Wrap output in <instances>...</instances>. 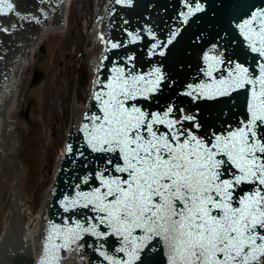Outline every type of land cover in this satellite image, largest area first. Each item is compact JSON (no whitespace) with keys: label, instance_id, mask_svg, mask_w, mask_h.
Returning a JSON list of instances; mask_svg holds the SVG:
<instances>
[{"label":"snow or ice","instance_id":"1","mask_svg":"<svg viewBox=\"0 0 264 264\" xmlns=\"http://www.w3.org/2000/svg\"><path fill=\"white\" fill-rule=\"evenodd\" d=\"M243 15L237 27L250 50L264 58V9ZM205 60L208 81L188 85L182 94L199 100L249 92L247 116L236 127L209 132L195 115L171 118L175 105L152 113L133 103L161 90L166 77L159 68L146 79L116 67L98 82L97 111L85 113L80 129L100 160L93 172L96 186L65 197L63 207L90 210L99 224L53 223L47 264L58 259V250L83 239L82 233L104 242L116 238L112 255L100 252L108 264H264V62L256 75L240 62L228 66L233 61L207 55ZM225 66L226 75L214 76ZM100 225L109 231H97Z\"/></svg>","mask_w":264,"mask_h":264},{"label":"water","instance_id":"2","mask_svg":"<svg viewBox=\"0 0 264 264\" xmlns=\"http://www.w3.org/2000/svg\"><path fill=\"white\" fill-rule=\"evenodd\" d=\"M104 1L102 0V3ZM90 2L91 10H93L95 0L89 1L85 20L91 18L87 24L86 21L84 23L76 59L80 61L82 69L79 73L82 82L78 99L83 94L84 97L82 101L72 102V114H69L72 73L61 152L47 162L45 182L34 194L33 205L30 207L27 206L18 189L25 167L12 156L11 119H5V110L11 112L12 98L9 95L15 82L14 72H25L19 69L27 53L36 52L40 47V45H34V41L42 38V32L53 28L51 26L54 25L55 16L56 20H62V6L57 8L52 19L40 27L33 25L29 17H22L25 12L20 8L17 16L25 29L19 31L21 24H17L16 28L11 27L12 36L8 39V45H4L1 49L3 53L0 55L3 58L0 60V240L2 237L3 239L0 244L11 225L19 227V232L23 234V241L18 235L8 240V248L12 251L10 255H7L9 254L7 248H1L0 245V264H33L34 257L31 251L34 249L38 228L42 226L38 221V215L53 182L57 159L63 152V144L67 139L66 133L70 125V132L78 126L79 129L76 136L69 139L67 143L66 154L62 159L53 186L54 194L47 208L48 235L44 242L43 259L40 264H47L50 260L46 245L49 248L51 246L49 236L53 223L63 225L75 220L87 219L90 224H99L98 219H92L95 213L90 210L75 208L66 212L63 207L65 197L75 198L78 192L90 191L96 186L92 182L93 172L101 166L97 154L87 149L86 139L80 131L82 124L87 122L83 120L85 114L82 117L83 121H80V117L92 78L91 71L87 77L88 70L84 60L86 59L88 64L99 53V46L95 43V32L90 30L93 20V13L90 16ZM106 2L109 36L107 51L101 62L99 81H107L112 75V69L116 67L123 68L126 72L133 71L137 75H144L146 79H151L149 73L159 68L166 77L161 83V90L154 93L151 99L140 97L137 101H133L144 111L162 113L175 105L171 118L179 120L185 115H195L204 130L209 132L213 129L218 132L223 131L229 124L236 127L239 121L247 116L246 97L250 93L244 89L232 93L230 97L199 100L182 93L190 90L188 85L196 87L208 81L205 70L209 61L205 60L206 55L233 61V65L228 66H234V62L243 63L250 68V71L256 75L259 74L258 66L259 63L264 62V58L250 50L248 41L244 39L237 25L247 18L243 13L249 10L264 9V0H195V3L199 4L202 9L199 12L195 11V4L192 0H131V3H128V0H106ZM190 7L193 9L191 14H189ZM185 16H187V23L184 22ZM173 33L175 35L172 42L167 44V40ZM4 34L9 35L10 33L5 31ZM114 43L117 45L115 48L112 47ZM154 44L161 45V47L154 50L152 47ZM161 52L164 54L161 55ZM82 55L84 60H82ZM217 67L221 66L217 65ZM226 74L227 66L224 67L223 72L214 73V76L219 77ZM94 105L95 101L91 109L85 113L97 111ZM185 123L188 122L185 121ZM157 126L167 130L161 125ZM69 146H71V151H69ZM86 180L88 183H85ZM247 187L245 185V188ZM16 201L18 203L13 205ZM97 231L109 230L100 225ZM81 235L83 239L69 244L66 248L70 245H78L80 252L88 257V264H108L100 252L108 251L109 255H112L115 248L119 246L116 238L108 237L104 242L91 233ZM102 242L104 247L100 248ZM64 249L58 250L57 256ZM118 255L124 257L123 253Z\"/></svg>","mask_w":264,"mask_h":264},{"label":"rangeland","instance_id":"3","mask_svg":"<svg viewBox=\"0 0 264 264\" xmlns=\"http://www.w3.org/2000/svg\"><path fill=\"white\" fill-rule=\"evenodd\" d=\"M74 1L75 3L71 5L72 14L78 12L75 8L77 9L80 5L78 0ZM88 5L89 2L84 0L82 13L85 16ZM71 19L74 26L77 17L73 15ZM84 23L85 19L81 20L78 36L72 31L66 37L62 32L61 35H50L45 39L40 46L43 47L44 54L37 52L33 64L28 68L26 79L23 80L17 102L9 118L11 119L12 156L25 167L18 185L25 201L33 197L40 188L37 180L47 168V160H51L59 152L56 146H60L61 142L57 137V131L64 130L68 99L67 101L64 99L65 94H61L62 88L58 85L67 81L68 77V86L65 85V87L69 96L72 73L71 98L76 94L78 99L82 82L79 73L82 69L80 61H76L79 47L75 46V42L81 41ZM54 51L59 55V61L52 64L51 58ZM36 76L38 78L33 82ZM50 87L54 89H49ZM46 96L49 100L52 99V102L50 104L46 102V108H43L42 102ZM57 99L61 104V110L55 106ZM42 116L46 117L45 121Z\"/></svg>","mask_w":264,"mask_h":264},{"label":"bare ground","instance_id":"4","mask_svg":"<svg viewBox=\"0 0 264 264\" xmlns=\"http://www.w3.org/2000/svg\"><path fill=\"white\" fill-rule=\"evenodd\" d=\"M90 0H85V2H89ZM78 2L80 3L79 6H77V9L75 8V11H78V12H74L72 14V7L71 5H73L75 3L74 0H69L66 5L64 4L62 6V18L65 19V23H66V28L64 30L65 32V36L66 35L68 36V33H72V31H74V33L78 36V33H79V29L78 27L80 26L81 24V20L83 19H86V16L83 15L82 11H83V3H84V0H78ZM72 3V4H71ZM82 4V6H81ZM75 15V17H77V20H76V24L74 26H72V16ZM65 26V24H64ZM60 28L58 29H54V28H51L47 31H44L42 32V38L41 39H38V40H35L34 41V45H42L45 41V39L48 37V36H55V34H59L61 35L62 32L59 31ZM54 33V34H53ZM81 37H82V34H81ZM80 37V39H81ZM76 41V40H75ZM75 46L79 47L80 46V41H76L75 42ZM36 53L37 52H28L19 71H25V72H14V78H15V82H14V85L12 87V90L10 92V97L12 98V106H11V112H12V109L13 107L15 106L16 102H17V98L19 96V92H20V87L22 86L23 84V80L26 79V72L28 71V68L33 64V60L35 59V56H36ZM59 61V55L57 54L56 51L53 52V55H52V58H51V62L52 64L56 63ZM68 77H67V81H65L64 83H61L58 85V87L60 86V88H62L61 90V94H65L64 95V99L67 101L68 99V94H67V88L65 87L68 86ZM49 89H54V87H50ZM44 101L42 102V107L43 108H46V102H48V104H50L52 102V99L49 100V97H44ZM55 103V102H54ZM58 110H61V104L58 102V99L56 100V105ZM11 112L8 111V110H5V119H9L10 116H11ZM42 119L43 121L46 120V117L42 116ZM64 131V130H63ZM57 134H58V139H60V146H56V148H59V152L57 153L60 154L61 152V145H62V138H63V132H58L57 131ZM55 148V146L53 147V149ZM56 155V156H57ZM49 161V160H47ZM45 175H46V169L45 171L42 172V175L39 176L38 180H37V183L39 184L38 187H41V184L45 182ZM39 189V188H38ZM27 206L30 207L33 205V197H31L28 201H25Z\"/></svg>","mask_w":264,"mask_h":264}]
</instances>
